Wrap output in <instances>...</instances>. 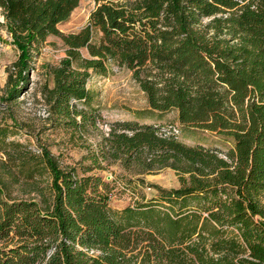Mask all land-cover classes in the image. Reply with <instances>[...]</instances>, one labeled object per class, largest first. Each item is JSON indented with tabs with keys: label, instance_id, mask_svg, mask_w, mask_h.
<instances>
[{
	"label": "trees",
	"instance_id": "16d2710c",
	"mask_svg": "<svg viewBox=\"0 0 264 264\" xmlns=\"http://www.w3.org/2000/svg\"><path fill=\"white\" fill-rule=\"evenodd\" d=\"M78 1L0 0L18 50L7 97L25 85L31 51L54 34L65 54L47 101L59 123L96 126L85 83L110 60L131 70L148 106L109 121L80 173L0 127L4 156L28 181L47 182L39 200L9 197L0 185V264H264V0H94L79 29L61 32ZM169 110L179 125L137 118ZM196 129L228 146L179 139ZM98 155L135 174L167 165L187 177L116 208L108 182L85 173Z\"/></svg>",
	"mask_w": 264,
	"mask_h": 264
},
{
	"label": "rangeland",
	"instance_id": "374dc122",
	"mask_svg": "<svg viewBox=\"0 0 264 264\" xmlns=\"http://www.w3.org/2000/svg\"><path fill=\"white\" fill-rule=\"evenodd\" d=\"M93 5L94 0H79L69 15L57 24L58 29L64 33L79 29L86 22ZM64 49L59 36L46 35L31 51L30 65L24 68L27 75L25 85L15 98H8L10 79L17 74L13 61L17 58L18 50L0 13V127L7 129V139L22 142L33 152H38L39 146H45L61 166H73L80 173L82 166L94 163L92 154L97 150L100 136L105 135L108 122L133 117L136 108L142 109L148 105L144 91L131 76V70L110 60L104 74L90 71L85 83L90 93L88 102L98 108L101 116L96 126L80 130L59 123L61 118L49 109L47 90L53 85L52 69L64 56ZM80 51L86 55L85 49ZM85 104L81 101L77 106ZM157 117L147 111L137 116L141 122H173L179 125L174 110ZM179 139L186 143L198 140L206 145L228 146V142L218 134L205 129H196L191 137L180 133ZM97 160L99 167L92 166L85 173H97L108 182V202L116 208L156 196L158 191L155 185L176 187L187 177L186 172L167 165L135 174L131 167L123 166L118 160H108L100 155ZM16 165L0 151V185L4 193L9 197L39 200L42 190L47 193L46 178L28 181L18 172ZM123 184L130 190L124 191L120 187Z\"/></svg>",
	"mask_w": 264,
	"mask_h": 264
},
{
	"label": "built area",
	"instance_id": "2783aa9c",
	"mask_svg": "<svg viewBox=\"0 0 264 264\" xmlns=\"http://www.w3.org/2000/svg\"><path fill=\"white\" fill-rule=\"evenodd\" d=\"M124 191H129L130 190V188L128 187V186H126V185H121L120 186ZM108 194V193H107ZM108 197H109V194H108ZM92 252V250H90L89 251V253H91Z\"/></svg>",
	"mask_w": 264,
	"mask_h": 264
}]
</instances>
